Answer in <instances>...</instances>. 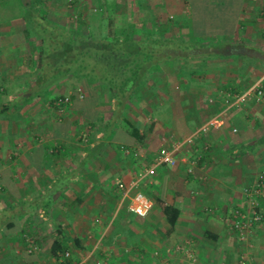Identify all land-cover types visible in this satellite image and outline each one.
Segmentation results:
<instances>
[{
	"label": "crops",
	"instance_id": "crops-1",
	"mask_svg": "<svg viewBox=\"0 0 264 264\" xmlns=\"http://www.w3.org/2000/svg\"><path fill=\"white\" fill-rule=\"evenodd\" d=\"M10 2L0 0V180L7 190L0 191V264H61L65 251L73 264H92L90 249L98 244L108 264H142L150 249L164 242L167 248L185 235L195 237L198 264L229 262L238 243L233 211L247 207L246 189L264 174V92L233 107L226 94L257 84L264 90V0L104 3L124 14L127 25L133 15L146 13L145 22L170 27L166 38L210 48L155 66L117 120L111 88L87 78H79L86 99L75 93L60 113L53 104L57 80L45 85L35 74V56H23L31 35H23L22 13L8 10ZM23 5L16 1L18 9ZM84 6L76 4L75 18L86 15ZM32 60L34 68L28 66ZM23 67L31 71L22 73ZM210 121L208 131L199 132ZM176 146V165L152 168L162 148ZM146 169L151 172L135 190L149 191L153 207L136 217L119 183L138 181ZM95 178L116 184V190L95 191ZM262 206L264 212V200ZM119 209L122 216L113 226ZM104 224L111 229L100 238ZM29 236L36 248L28 253ZM56 241L63 245L59 255ZM242 243L249 264H264V220ZM127 245L131 257L123 251ZM221 247H228L227 255Z\"/></svg>",
	"mask_w": 264,
	"mask_h": 264
},
{
	"label": "trees",
	"instance_id": "trees-1",
	"mask_svg": "<svg viewBox=\"0 0 264 264\" xmlns=\"http://www.w3.org/2000/svg\"><path fill=\"white\" fill-rule=\"evenodd\" d=\"M23 6L27 32L35 31L41 40L35 73L38 79L45 85L68 75L102 82L114 93L115 120L123 115L135 89L155 66L210 50L200 42L136 35L125 28L115 30L112 37L90 38L53 22L35 5ZM133 133L138 134L136 128ZM62 246L54 243L56 255L63 251ZM66 264H73V260L67 259Z\"/></svg>",
	"mask_w": 264,
	"mask_h": 264
},
{
	"label": "rangeland",
	"instance_id": "rangeland-1",
	"mask_svg": "<svg viewBox=\"0 0 264 264\" xmlns=\"http://www.w3.org/2000/svg\"><path fill=\"white\" fill-rule=\"evenodd\" d=\"M16 1L17 0H11V2L9 3V6L11 5V7L8 6L9 8L8 7L7 8H8V10H12L13 14L17 15L18 12L20 14L22 13V7L20 9H18L16 6ZM80 1L83 3V5L87 4V7L86 6H84V7H86L88 12H86V15H84V17L80 16V17L75 18L74 13H73L75 10L74 8H75L76 4ZM229 1H233V0H229ZM106 2L109 3L110 5H114L115 7L117 5V0H86V2L84 0H23V3L28 5V6L29 5L37 6L39 11L41 13L47 15L48 18L50 20H52L53 22H55L61 26L67 27L68 29H70L72 31L82 33V34H84L90 38L93 35L94 36H96V35H114L115 30L119 31L122 28H125L126 30L131 31L132 34H136V35L140 34V33H146L147 35H153L154 34L155 36H158L161 38H166V35H171L169 26L167 27V25H164V24H161V25L155 24V23H152L151 21L145 22V20H143V18L146 17V13H143L141 15V17H139L137 15H133V17L131 18L133 23H131V25H127V17L124 16V14H122V13L119 14L117 9H109V10L106 9V7L104 5V3H106ZM91 4H93V5H91ZM213 4L216 7L217 3L214 2ZM219 4H221V3L219 2ZM122 5H125V4L122 2ZM110 8H111V6H110ZM222 13H224V12H222ZM138 15H140V13ZM137 17H139V18L137 19ZM19 18H21L20 20L22 21L21 25L26 27V21L23 18V15ZM108 20L111 21V24L110 23L107 24ZM143 22H145V23H143ZM221 24H222L221 26H224V27L228 26L227 24H224V23H221ZM211 27H218V26H211ZM23 35H31V37L28 38V40H29V43H28L29 49L28 50L29 51H26V54H24L23 56L29 57L28 55H30V56L33 55V56H35V59H37L36 61H38L39 56H38L37 52L41 46V44H40L41 40H40L39 35L33 30H30V32H25V33H23ZM101 37H103V36H98L97 39H100ZM166 39H168V38H166ZM180 40H184V39L180 38ZM27 59L29 62V58H27ZM123 60H124V58H123ZM36 64H37V62L32 60L28 64V66L34 68V65H36ZM25 69L27 70V72L31 71L30 69L23 67V70H21L22 73H23V71L25 72ZM70 76L71 75H68L67 77H64L62 79L55 81L56 83L53 84V85H55L54 89H52V90L56 91V92H54V96L60 97V96H64V95H71V97L73 98L75 93H78L79 95L83 94L84 99H86V97H87V92L85 90L86 87H84V85L81 84V81H79L80 77L71 76L73 78L68 80L67 78ZM69 91H71V92H69ZM52 93H53V91H52ZM145 95H148V94L145 93ZM140 97H138L137 95L134 94V99H137L136 101H139V99H141ZM146 101L148 102V99H146ZM136 103L137 102L134 101L133 104H136ZM149 103L152 105L153 103H155V100H153V103H152V101L150 99ZM132 109H134V108L132 107ZM136 109H138V107ZM66 111L60 112V113L64 114V113H66ZM93 182H94V184L97 183V186H95V191H107L109 193V191H115L116 190V188L114 189V186L116 184H113V185L108 184V186L107 185L105 186L102 183L103 180H99L98 178H95L93 180ZM0 191H7L5 186L2 184L1 180H0ZM145 193H149V191H145ZM201 212H203V211L201 210L199 212V215H201L200 214ZM121 213H122V210L119 209V211L117 212V214L114 218L113 226H115L119 223L120 217L122 216ZM135 216L137 217V215H135ZM94 221H95V223H98V224L101 223V219L99 217H96V216H95ZM110 229L111 228L107 227V224H104L102 233L104 232V230H105V233H104V235L99 234L98 237H100V236H102L100 238L106 237L109 234ZM194 238H195L194 236L191 238H187V236L185 235V237H183V240L180 241L181 243L177 242V243H173L172 245H167V248H165V242H164V246L158 245L157 247L150 249L149 252L147 253L148 255L145 256L142 264H198L199 261H197V259H196V255H197L196 248H197V246H195L196 241H194ZM244 242L246 243L247 241H244ZM32 247H34V246H29L28 251L26 248H25V250L29 253V250L32 249ZM99 249H100L99 244L96 245L95 247H93L92 249H90L91 253H93V254H92V256H90L88 258L93 259L92 264H96L97 259H102L99 256V253L101 252ZM221 250H223V252H224L223 255H227L228 247H221ZM123 251L129 257H131V255L133 254L132 252H134L132 250V248H130V246H128V245L125 249H123ZM138 253L144 255L143 250H142V252H138ZM187 253L192 254V256H190L187 260H184L185 258L183 255L187 254ZM248 254H249L248 249H245L244 243H242V241H240L238 239V243L236 244L234 251L232 252V254H229V255H231V259H229V262L223 258L221 260L220 264H242V262H241L242 257L246 258L247 260H245V261L247 264H249V259L247 258V257H249ZM179 256L181 257V259L176 258ZM142 258H143V256H142ZM159 258H162V259H159ZM73 259H75V258L72 255L71 260H73ZM148 259H150L151 261ZM156 259H159V260L156 261Z\"/></svg>",
	"mask_w": 264,
	"mask_h": 264
},
{
	"label": "built area",
	"instance_id": "built-area-1",
	"mask_svg": "<svg viewBox=\"0 0 264 264\" xmlns=\"http://www.w3.org/2000/svg\"><path fill=\"white\" fill-rule=\"evenodd\" d=\"M264 90L257 84L244 93L236 95L232 92L226 94V103L229 107L238 106L239 104L245 103L252 96L260 98ZM53 104L59 109V111H66L69 106L72 104L71 95H64L54 99ZM214 124L213 121H210L207 125H204L200 128L199 132L206 133L208 131L209 125ZM180 146L173 148H162L159 151V157L152 167L161 166V165H170L174 166L177 163L176 153L179 150ZM124 152H128L127 147H123ZM192 172V168L189 169ZM151 172V169H146L145 171L139 174L138 181H132L131 183L120 182L119 189L123 192V201L126 202L128 209L135 213L138 216H147L153 207V202L150 197L143 191H136L135 186L144 180L146 176ZM135 190V191H134ZM246 197L248 199L247 207L239 206V208L233 211V227L237 231L238 239L242 242L247 241L251 231L255 224L261 223L264 220L263 212V200H264V174L255 181L253 185L246 189ZM27 241L31 246L36 248V241L33 237H27ZM91 255L93 253H90ZM89 255V256H91ZM71 257L70 251L62 252L58 260L61 264H66V260ZM246 258L242 257V264H246ZM50 264V263H46ZM96 264H108L104 259H97Z\"/></svg>",
	"mask_w": 264,
	"mask_h": 264
}]
</instances>
